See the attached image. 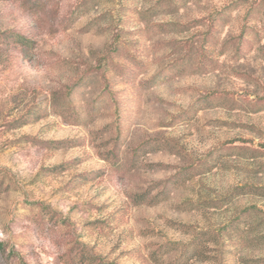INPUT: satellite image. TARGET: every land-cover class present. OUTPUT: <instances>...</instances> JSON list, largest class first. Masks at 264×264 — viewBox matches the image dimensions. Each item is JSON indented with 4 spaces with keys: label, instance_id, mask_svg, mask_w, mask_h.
I'll return each mask as SVG.
<instances>
[{
    "label": "rangeland",
    "instance_id": "374dc122",
    "mask_svg": "<svg viewBox=\"0 0 264 264\" xmlns=\"http://www.w3.org/2000/svg\"><path fill=\"white\" fill-rule=\"evenodd\" d=\"M238 8L237 34L228 40V24L236 19L228 13ZM201 11L208 14L193 15ZM260 18L264 0H0V223L11 231L23 223L25 209L57 223L61 264H264V129L259 120L237 125L228 117L240 106L238 97L253 117L264 113ZM205 22L206 31L192 32ZM222 28L220 66L229 45L238 56L248 49L253 59L246 75L257 87L248 89L234 72L238 89L220 94L224 82L218 80L217 91L207 90L202 76L216 67L209 45L216 47ZM37 68L47 70L44 77L33 74ZM173 95L174 101L166 99ZM183 103L189 109L168 120L165 105ZM199 111L191 135L221 129L223 145H233L228 151L238 161L221 169L232 172L225 196L204 200L205 185L194 173L185 186L174 178L181 187L164 206L137 207L144 201L139 196L100 218L96 182L111 169L132 171L142 149L159 150L188 135L175 126L191 123ZM236 128L248 135L227 136ZM108 144L112 148L101 152ZM122 144L135 145L124 162ZM32 149L39 160L30 159ZM34 164L36 171L23 175ZM238 172L246 182L236 181ZM221 209L232 215L213 229L207 213ZM13 262L27 259L0 242V264Z\"/></svg>",
    "mask_w": 264,
    "mask_h": 264
},
{
    "label": "clouds",
    "instance_id": "9594fccd",
    "mask_svg": "<svg viewBox=\"0 0 264 264\" xmlns=\"http://www.w3.org/2000/svg\"><path fill=\"white\" fill-rule=\"evenodd\" d=\"M192 7H196V5H192ZM207 14V12L201 11L193 15L206 16ZM241 15L242 8L231 10L228 13L230 18L236 17V19L231 20L228 24V27L232 29L228 35V40H233L236 37V25L240 22L239 17ZM259 22L264 23V18H260ZM256 24L257 20L251 22L249 28ZM207 29L208 24L205 22L202 27H194L192 32L206 31ZM68 31L74 32V29L70 28ZM215 36L218 43L215 48L209 45V51L214 53L216 67L209 69L206 75L202 76V79L209 86L207 90L217 91L218 80L224 82V87L218 90L220 94H224L228 87L238 89V85L233 82L235 81L234 72L236 76H241L245 81H248V89L257 87V84L253 80H249L246 75V67L252 65L253 57L250 51L245 49L244 54L238 56L235 54V48L229 45L225 52V55L228 57L227 62L223 66H220L218 45L225 42L224 29L222 28ZM260 36L261 41L264 42V31L261 32ZM202 38L199 37L198 39ZM246 38L252 39V35ZM83 39L86 41L87 36L83 37ZM259 65H264V59L258 61ZM241 66H245L244 69H241ZM217 68H219V71H217ZM46 71V69L37 68L33 71V74L44 77ZM257 75L259 76V73ZM172 84L173 82L168 86L171 87ZM259 84L261 87L258 95L264 97V80H260ZM166 99L174 101L176 98L173 95L166 97ZM195 100L196 97H193V102ZM238 100L243 110L240 106L235 107V110H228L229 123L235 122L237 125H243L245 123L252 124L259 120L261 122L260 128L264 129V113L253 117L252 113L248 111L249 105L245 103V98L238 97ZM165 107L172 114L167 117L168 120H171L172 116L189 109L190 105L183 103L180 107L175 105L172 107L165 105ZM199 113L200 111L196 113L191 123H182L175 126L178 131L188 133V135L171 140L172 146H165L159 150L142 149L137 155L135 161L136 167L132 171H127L126 169L116 171L111 169L108 170V175L104 179L96 182L97 187L93 188L92 194L95 195L99 191L93 203L97 206H103L102 210L98 213L100 218L107 216L114 208L123 204L126 199H130L135 204L136 198L139 196H143L144 201L139 205L135 204L137 207L144 208L151 205L158 208L164 206L165 203L171 202L172 195L181 187L173 184L174 178L182 177L185 180L182 186H185L191 177L194 176V173H198L201 176V183L205 185L201 189V195L204 200L210 202L218 201L225 196L230 187L229 181L232 177V172L222 171L221 169L227 163H238L236 157L232 156L228 151L233 145H223L222 142L225 140L226 135L215 126L210 133L201 130L198 136L191 135L193 128L199 126ZM147 131L151 133L153 130L148 129ZM170 135L175 137L177 133L174 131ZM246 135L248 133L241 131L240 128L227 133V136ZM261 138L264 139V136ZM144 139L147 140L148 136L146 135ZM112 146V144H108L107 148H101L100 151L104 152L106 149L112 148ZM132 147H135V145H121L119 156L122 162L129 159ZM221 153L223 154V158H219ZM30 159L39 160V154H37L35 149H32ZM261 159L264 161V158ZM38 166L34 164L23 175L30 176L32 172L36 171ZM44 166L47 167V164ZM255 166L251 162H248L249 168ZM261 177V183H264V173L261 174ZM235 179L237 182H246V174L238 172ZM23 212V223L19 226H14L11 231H9L6 222L0 223V242H10L12 245H15L19 254L27 259V264H52V262L54 264H61L58 257L63 253L64 249L57 223H47L46 220L42 221L41 215L37 216L30 209H25ZM52 213L55 214L56 221H58L60 216L53 210ZM14 215L20 216L21 213L17 212ZM207 215L210 227L216 229L222 224H226L228 222L226 217L231 216L232 213H224L221 209L216 215H212L210 211ZM89 218L91 219L93 216L90 214ZM29 253H34L35 255L30 256Z\"/></svg>",
    "mask_w": 264,
    "mask_h": 264
}]
</instances>
